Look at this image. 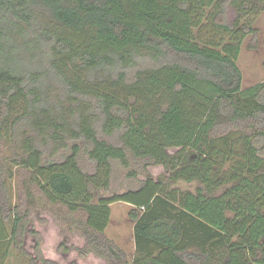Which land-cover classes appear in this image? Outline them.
Segmentation results:
<instances>
[{
  "label": "trees",
  "instance_id": "trees-1",
  "mask_svg": "<svg viewBox=\"0 0 264 264\" xmlns=\"http://www.w3.org/2000/svg\"><path fill=\"white\" fill-rule=\"evenodd\" d=\"M262 12L264 0H0V264L10 246L57 264L27 228L35 195L11 203L17 171L72 215L81 256L264 264V80L243 87L237 63ZM111 160L163 173L93 202ZM117 201L131 206V260L106 235Z\"/></svg>",
  "mask_w": 264,
  "mask_h": 264
},
{
  "label": "rangeland",
  "instance_id": "rangeland-1",
  "mask_svg": "<svg viewBox=\"0 0 264 264\" xmlns=\"http://www.w3.org/2000/svg\"><path fill=\"white\" fill-rule=\"evenodd\" d=\"M255 26L259 29L258 42L253 44L252 36L248 35L242 43L237 60L242 72L243 87L264 80V66L262 64L264 56V45L262 43L264 36V12L255 19ZM3 148V155L6 159L9 156L7 144H4ZM79 155V163L82 169L85 172H92L93 164L87 158L85 150L82 149ZM111 167L109 187L107 189L92 188L93 202H97L101 197L120 194L128 187L136 186L146 176L156 179L157 176L163 173L161 166H149L145 173L141 166L131 162L130 168L135 170L137 174L136 176L127 175L128 168L121 165L118 160H111ZM29 176L30 174L27 171H17L11 179H8L11 203L16 204L18 201H21L25 208L29 197L33 194L35 195L32 200L34 206L30 207L31 222L27 228L30 229L33 227L34 230L39 232L43 255L46 258L56 261L57 264H106L103 259L92 253H88L86 256L78 254L77 248L83 246L84 240L77 232L71 230L72 215L64 206L46 201L37 186L29 181ZM178 186L182 189L192 190L195 183L180 181ZM27 192H29L30 196L27 195ZM110 206L113 209V220L110 221L106 235L116 243L120 242L122 244V241L126 240L125 242L127 243L123 244V247L125 245L123 249L127 251V257L131 260L134 253V239L132 235L133 221L127 215L131 206L121 201L114 202ZM115 218H120L119 221L122 218L121 227L115 222ZM33 243V236L26 233L24 246L29 253L33 252ZM5 264H29V262L26 257L18 254L10 246L9 255Z\"/></svg>",
  "mask_w": 264,
  "mask_h": 264
},
{
  "label": "crops",
  "instance_id": "crops-1",
  "mask_svg": "<svg viewBox=\"0 0 264 264\" xmlns=\"http://www.w3.org/2000/svg\"><path fill=\"white\" fill-rule=\"evenodd\" d=\"M112 211H113V209H112V207H111V217H110V221H112L113 220V218H112ZM119 219L120 218H115L114 220H115V222L118 224V226H120L121 227V221H122V218H121V221H119ZM121 232V231H120ZM122 232H124V231H122ZM126 241V240H125ZM125 241H122V244H120V242H117V244H118V246L119 247H121L122 249L123 248H125V245H124V247H123V244H126L127 242H125ZM123 250H125V249H123ZM125 252H127L126 250H125ZM129 259V258H128Z\"/></svg>",
  "mask_w": 264,
  "mask_h": 264
}]
</instances>
